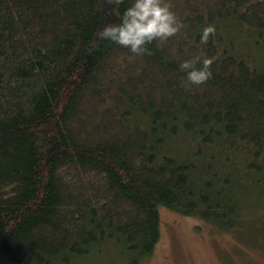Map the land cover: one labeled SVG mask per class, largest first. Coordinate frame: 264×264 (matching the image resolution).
Instances as JSON below:
<instances>
[{
	"label": "trees",
	"instance_id": "obj_1",
	"mask_svg": "<svg viewBox=\"0 0 264 264\" xmlns=\"http://www.w3.org/2000/svg\"><path fill=\"white\" fill-rule=\"evenodd\" d=\"M129 3L0 0V264H144L160 206L255 222L264 0H171L185 27L151 54L98 35ZM196 55L214 58L202 84L180 68Z\"/></svg>",
	"mask_w": 264,
	"mask_h": 264
},
{
	"label": "rangeland",
	"instance_id": "obj_2",
	"mask_svg": "<svg viewBox=\"0 0 264 264\" xmlns=\"http://www.w3.org/2000/svg\"><path fill=\"white\" fill-rule=\"evenodd\" d=\"M259 200L255 204V222L251 220L244 229L235 231H219L203 219L160 206L161 239L155 254L144 264H166L174 254L178 255V264H264V196ZM120 261L106 250L104 257L75 264Z\"/></svg>",
	"mask_w": 264,
	"mask_h": 264
},
{
	"label": "clouds",
	"instance_id": "obj_3",
	"mask_svg": "<svg viewBox=\"0 0 264 264\" xmlns=\"http://www.w3.org/2000/svg\"><path fill=\"white\" fill-rule=\"evenodd\" d=\"M121 2L114 0L117 5ZM117 14L119 21L105 24L98 35L136 54H151L150 44L165 41L185 27V22L173 10L171 0H130L122 13L117 9ZM215 32V24L205 25L201 30L200 41L207 43ZM213 59L190 56L180 63V68L185 71L187 81L202 84L213 76Z\"/></svg>",
	"mask_w": 264,
	"mask_h": 264
},
{
	"label": "flooded vegetation",
	"instance_id": "obj_4",
	"mask_svg": "<svg viewBox=\"0 0 264 264\" xmlns=\"http://www.w3.org/2000/svg\"><path fill=\"white\" fill-rule=\"evenodd\" d=\"M263 248H264V247H263ZM154 254H155V253H154ZM263 257H264V255H263ZM177 258H178V255L174 254L173 256H171V257L168 258V261H167L166 264H178L179 261H178Z\"/></svg>",
	"mask_w": 264,
	"mask_h": 264
}]
</instances>
